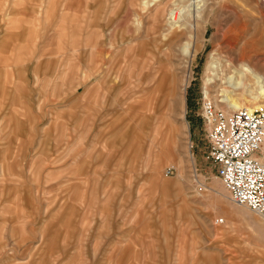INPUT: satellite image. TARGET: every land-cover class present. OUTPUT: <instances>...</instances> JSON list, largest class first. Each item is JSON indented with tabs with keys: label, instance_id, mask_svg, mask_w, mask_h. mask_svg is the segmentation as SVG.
<instances>
[{
	"label": "rangeland",
	"instance_id": "374dc122",
	"mask_svg": "<svg viewBox=\"0 0 264 264\" xmlns=\"http://www.w3.org/2000/svg\"><path fill=\"white\" fill-rule=\"evenodd\" d=\"M129 2L131 37H123L127 24L118 21L113 24L116 45L106 39L103 55H92L91 66L87 54L77 53L73 58L77 65L76 150L71 165L57 172V164L49 160L27 168L26 184L34 195L37 191L51 196L73 184L76 190L89 192V209L82 214L90 229L82 232L86 246L75 247L74 257L71 248L60 249L50 264H103V190L115 185L105 182L108 173L103 175V160L131 165L132 159L138 160L136 168L127 165L123 169L125 173L133 169L138 179L128 185L140 195V229L166 228L168 246L180 248L175 261L165 264H264V217L235 204L217 176L207 158L201 107L205 96L226 109L232 108L228 96L254 106L242 96L248 97L251 91L258 96L257 104L264 103L253 76L246 74L243 89L234 86V79L243 73L241 66L264 76V0H122L124 9ZM121 10L117 11L120 19ZM172 10L181 29L171 26L175 23L169 18ZM165 33L171 37L166 39ZM90 79L91 87L84 88ZM262 149L264 156V145ZM67 158L64 155L60 163ZM170 167L174 172L167 174ZM112 169L120 174L121 169ZM181 204H188V209L177 206ZM218 205L227 211L220 208L208 220V206ZM171 208L174 214L167 215ZM35 217L29 215V223ZM221 217L225 223L214 225ZM201 224H212L215 230L197 231ZM178 225L185 227L179 235ZM4 231L0 234L19 236L18 231ZM196 233L198 243L193 241ZM30 234L28 243L36 242V235ZM174 239L178 241L173 243ZM183 246H189V252ZM195 248L198 253L192 252ZM20 249L14 245L0 248V264H37L41 247L29 246L27 257Z\"/></svg>",
	"mask_w": 264,
	"mask_h": 264
},
{
	"label": "crops",
	"instance_id": "0c3cea01",
	"mask_svg": "<svg viewBox=\"0 0 264 264\" xmlns=\"http://www.w3.org/2000/svg\"><path fill=\"white\" fill-rule=\"evenodd\" d=\"M130 2L124 9L122 0H0V232L19 233L16 238L15 233L0 234V248L23 247L19 251L27 257L29 246L41 247L36 263L50 264L60 249L71 248L74 257L75 247L86 246L82 232L87 231L89 222L82 214L89 209V192L76 190L73 184V188L51 196L37 191L34 195L26 184L27 168L31 164L43 166L49 160L57 164V172L71 165L76 150L77 65L73 58L77 53L87 54L91 66L95 62L92 55H103L106 39L111 46L116 45L113 24L118 21L127 24L123 37H131ZM119 8H123L121 19L117 18ZM164 37L170 38V33ZM91 84L90 79L83 86ZM64 155L68 158L60 163ZM122 161L103 160V175L108 173L105 182L115 184L114 189L103 190V264L174 262L180 248L168 246L166 228L158 230L155 225L151 231L140 229V195L128 185L138 179L133 169L126 173L123 169L127 165L134 168L138 160H130L131 165ZM113 167L121 169L120 174ZM170 181L177 182L174 178ZM182 205L188 209V204L177 206ZM208 208V220L220 208L227 211L219 205ZM172 209L167 215L174 214ZM29 215L36 220L29 223ZM217 220L214 225L225 223V219ZM200 226L197 231L215 230L212 224ZM184 228L178 225L177 235ZM29 231L31 237L32 233L37 237L32 244L28 243ZM195 237L193 241L198 243L200 235ZM183 247L189 252V246ZM195 249L192 252L198 253Z\"/></svg>",
	"mask_w": 264,
	"mask_h": 264
},
{
	"label": "built area",
	"instance_id": "2783aa9c",
	"mask_svg": "<svg viewBox=\"0 0 264 264\" xmlns=\"http://www.w3.org/2000/svg\"><path fill=\"white\" fill-rule=\"evenodd\" d=\"M202 115L208 142L207 158L230 192L232 201L264 217V106L226 109L203 97ZM174 168L167 169L172 174ZM219 218L217 222H223Z\"/></svg>",
	"mask_w": 264,
	"mask_h": 264
},
{
	"label": "bare ground",
	"instance_id": "6f19581e",
	"mask_svg": "<svg viewBox=\"0 0 264 264\" xmlns=\"http://www.w3.org/2000/svg\"><path fill=\"white\" fill-rule=\"evenodd\" d=\"M194 6L196 7H199V4L198 6L195 4V2L193 3ZM200 8V7H199ZM198 8V9H199ZM201 10V9H200ZM184 10L182 9L181 12H183ZM198 11V10H197ZM203 13V12H202ZM199 16V15H198ZM170 20L171 21H174V25H171L172 28H179L181 29V26H180V22H179V25L178 22H177V12L176 10H172L170 11V16H169ZM210 22V21H209ZM170 24V23H169ZM244 28V27H243ZM233 30V29H232ZM236 32V31H235ZM234 34V33H233ZM235 37H237L235 35ZM233 37V38H235ZM236 40V39H235ZM237 42V41H236ZM188 46H186V49H188ZM222 55V54H221ZM224 55V54H223ZM232 63V62H231ZM243 68V73H245V75L242 73L240 77H238L236 80L234 79V86L235 88H237L238 90L240 89H243L245 86H246V80H247V75H251L255 78L256 82L258 83L259 85V90H258V94L264 99V76L261 75L260 73L256 72L253 70V68L249 67V66H241ZM213 68L217 69L218 66L216 64H213ZM245 71V72H244ZM247 72V73H246ZM214 73V72H213ZM247 74V75H246ZM208 94V93H207ZM243 98L247 100V102L249 101H253V104H255L254 106H248V105H243L241 104V102H239V100L237 98H233V97H229L227 98L230 106L232 107L231 109H240V108H247V109H254V108H258V107H261V106H264V103L263 104H257V99H258V96H255L253 94V92L251 91L250 92V95L247 97L246 95L242 94ZM183 102V101H182ZM220 106V105H219ZM264 145V144H263ZM263 148V147H262ZM263 151V149L261 150ZM262 158H264V156H262Z\"/></svg>",
	"mask_w": 264,
	"mask_h": 264
}]
</instances>
